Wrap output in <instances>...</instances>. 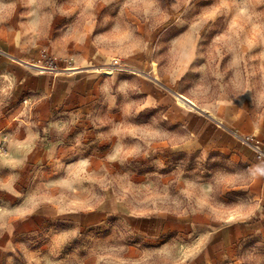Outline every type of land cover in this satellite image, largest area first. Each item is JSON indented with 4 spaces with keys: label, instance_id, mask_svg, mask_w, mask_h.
Here are the masks:
<instances>
[{
    "label": "rangeland",
    "instance_id": "1",
    "mask_svg": "<svg viewBox=\"0 0 264 264\" xmlns=\"http://www.w3.org/2000/svg\"><path fill=\"white\" fill-rule=\"evenodd\" d=\"M170 2L171 0H162L165 7ZM213 2L214 0H193L192 5L183 12L172 13L173 19L150 37L145 35V25L133 21L140 28L139 34L151 40L147 54L109 61L93 49L90 42L81 48L68 46L67 53L71 57L68 70H93L107 78L103 84L112 85L114 81L118 84L127 80L137 85V91L130 93V98L138 105L149 107L138 117H134L133 122L143 124L151 121L153 126L170 132L189 131L195 134V145L188 152L164 151L149 159L130 160L124 165L107 164L103 157L115 143L114 140L109 142V129L114 126L113 120L121 119L122 101L117 94L116 107L110 108L99 91L101 84L85 115L72 118L71 127L69 122H65L69 130L58 139L55 137L58 141L57 149L44 161L26 163L22 170H17L19 181L15 185L16 191L14 194L0 191V208L9 211L16 209L28 196L42 189L45 184L59 181L65 176L69 166L84 159L92 162V168L88 170L90 173L99 174L103 171L110 179L130 180L137 191L127 205H117L112 196L115 188L104 193L97 185L82 182L79 185L82 193L95 191L107 197L105 203L97 205L93 210L64 214H59V209L54 204L42 205L36 214L17 221L14 227L10 226L6 231L0 232V264H93L92 256L97 247L110 244L122 245L125 249L122 255L128 258H137L145 251L164 249L178 253L181 249L194 247L205 237L207 239L202 250L186 264H236L237 258L244 257L247 253H255V258L249 264H264L262 208L250 220L228 222L227 219L218 221L207 214L194 212L193 205L187 202L181 207H176L171 201L155 205L150 202L136 204L143 195L141 190L145 186L167 189L175 198L187 181L207 186L213 183V177L217 173L247 175L259 168L252 147L242 139L251 136L255 142L264 141V123L252 121L250 94L232 97V107L205 111V106L189 95L193 82L199 79V73L189 71L176 84H172L165 75V58L170 42L186 30L193 17ZM118 11V6H112L101 15L115 17ZM72 19L74 18L57 19L51 40H56ZM177 21L184 26H173ZM225 22L222 17L215 21L214 26L210 25L212 31H206L204 45L224 29ZM108 27L111 24L105 28L98 27L97 33L106 31ZM41 49L63 59L62 49L54 48L50 41H42L36 47L37 55L31 59L30 64L35 62ZM203 63V60H198L194 66ZM108 68H112V73L103 72ZM179 95L192 101L191 107L179 102ZM241 109L247 111L242 113ZM187 113L190 114L188 121ZM100 118H103V126H99ZM198 128L209 130L206 138L196 134ZM7 138L9 140L10 136L7 135ZM44 139L47 138L42 136L41 140ZM205 156L207 162H204ZM161 160L166 165L163 168L154 163ZM262 182L264 181L260 178L249 187L237 183L235 187L218 188L212 194V201L223 213L227 206L260 197ZM60 192L55 187L48 190L50 196H58ZM130 209L135 210L138 215L129 216ZM74 228L79 229L77 238L71 239L62 247L53 245L54 234Z\"/></svg>",
    "mask_w": 264,
    "mask_h": 264
},
{
    "label": "clouds",
    "instance_id": "2",
    "mask_svg": "<svg viewBox=\"0 0 264 264\" xmlns=\"http://www.w3.org/2000/svg\"><path fill=\"white\" fill-rule=\"evenodd\" d=\"M192 3L193 0H171L165 7L162 0H63L62 3L60 0H0V26L17 19L15 27L23 32L26 46L35 48L42 41H50L54 48L63 50L61 58L71 59L67 53L69 45L81 48L90 42L91 47L104 58L119 61L147 54L151 40L145 39V35L150 37L173 19L172 13L183 12ZM112 6L119 8L115 17L101 15ZM222 17L226 21L224 29L204 45L206 31H212L210 25L214 26L215 21ZM65 18L74 19L64 26L56 40H51L57 19ZM133 21L146 26L145 35L139 34L140 28ZM109 24L111 27L106 31L97 33L98 27L105 28ZM173 26L184 25L177 21ZM170 45L164 71L172 84H176L189 71L199 73V79L193 82L189 95L203 104L205 111L232 107V97L250 94L252 121L264 123V0H214L193 17L186 30L175 37ZM198 60H203L204 63L194 66ZM99 91L110 108L116 107L118 97L122 101L121 119L113 120L114 126L109 129V142L114 140L115 143L103 157L107 164L124 165L130 160L149 159L164 151L188 152L194 147V133L170 132L153 126L151 121L143 124L133 122L134 117H138L149 107L138 105L130 98L129 94L137 91L135 83L122 80L116 84L114 81L112 85L102 84ZM245 111L247 110L241 109L242 113ZM103 125V118H100L99 126ZM55 130L65 133L69 129L62 124L56 126ZM38 138V134L29 132L25 139L10 141L9 150H0V169L11 170L6 177H0V191L15 193V185L19 181L17 170L26 166L27 154L33 150ZM204 162H207V156L204 157ZM154 163L160 168L166 166L162 160ZM91 168L90 160H80L66 169L62 179L45 184L16 209L9 211L0 208V232L6 231L10 226L14 227L17 221L36 214L45 204H54L59 209V214H64L93 210L97 205L105 203L107 197L95 191L82 193L79 187L82 182L95 184L104 193L115 188L112 192L115 203L127 205L137 191L132 182L110 179L103 171L99 174L90 173L88 170ZM260 178H264L262 168H256L247 175L217 173L213 177V183L207 186H200L194 181L185 182L175 198L167 189L145 186L141 190L143 195L136 204L150 202L155 205L171 201L176 207H181L187 202L193 205L194 212L207 214L218 221L228 220L229 217H233V221H247L260 211V197L227 206L221 213L220 208L212 201V194L218 188L235 187L237 183L249 187ZM52 187L61 190L58 196L48 194ZM128 215L134 217L138 213L130 209ZM78 236L79 229L76 228L59 232L52 237V243L55 247H62ZM206 239L207 237L194 247L181 249L178 253L168 249L145 251L137 258L122 255L125 251L122 245H100L92 259L93 264H186L202 250ZM254 258L255 253H247L244 257L237 258L236 264H249Z\"/></svg>",
    "mask_w": 264,
    "mask_h": 264
},
{
    "label": "crops",
    "instance_id": "3",
    "mask_svg": "<svg viewBox=\"0 0 264 264\" xmlns=\"http://www.w3.org/2000/svg\"><path fill=\"white\" fill-rule=\"evenodd\" d=\"M16 24L17 19H13L8 26H0V132L10 136L6 150L10 149V141L25 139L29 132L38 134L35 147L27 154V163L42 162L57 149L62 133L55 130L56 126L69 122L71 127L72 118L84 116L94 93L107 78L90 69L41 72L30 67L37 50L26 46ZM196 134L206 138L209 130L198 128ZM42 136L47 139L41 140ZM10 171L0 169V177ZM259 190L264 210V182Z\"/></svg>",
    "mask_w": 264,
    "mask_h": 264
},
{
    "label": "built area",
    "instance_id": "4",
    "mask_svg": "<svg viewBox=\"0 0 264 264\" xmlns=\"http://www.w3.org/2000/svg\"><path fill=\"white\" fill-rule=\"evenodd\" d=\"M71 64V59H60L50 54L48 51L41 49L38 52V57L34 63L30 65L43 72H56L68 70ZM243 142L252 147L254 158L261 163L259 168L264 169V141L255 142L251 136L242 137ZM8 138L7 135L0 132V150H6Z\"/></svg>",
    "mask_w": 264,
    "mask_h": 264
},
{
    "label": "bare ground",
    "instance_id": "5",
    "mask_svg": "<svg viewBox=\"0 0 264 264\" xmlns=\"http://www.w3.org/2000/svg\"><path fill=\"white\" fill-rule=\"evenodd\" d=\"M112 68H114V67H112ZM112 68H108L107 70H103V72L104 73H107V74H109V73H112ZM178 97V96H177ZM178 99V101L179 102H181L182 104H186L187 106H189V107H191V101L188 99V98H186L185 96H183V95H179V97L177 98ZM185 105V106H186Z\"/></svg>",
    "mask_w": 264,
    "mask_h": 264
},
{
    "label": "snow or ice",
    "instance_id": "6",
    "mask_svg": "<svg viewBox=\"0 0 264 264\" xmlns=\"http://www.w3.org/2000/svg\"><path fill=\"white\" fill-rule=\"evenodd\" d=\"M233 220H234L233 217H229V218H228V222H232Z\"/></svg>",
    "mask_w": 264,
    "mask_h": 264
}]
</instances>
